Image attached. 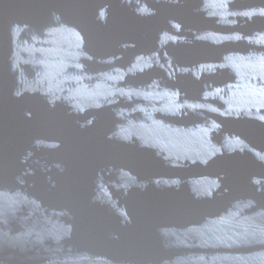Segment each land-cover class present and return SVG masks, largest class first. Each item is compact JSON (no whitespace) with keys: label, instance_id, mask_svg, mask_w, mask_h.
<instances>
[{"label":"water","instance_id":"1","mask_svg":"<svg viewBox=\"0 0 264 264\" xmlns=\"http://www.w3.org/2000/svg\"><path fill=\"white\" fill-rule=\"evenodd\" d=\"M0 264H264V0H0Z\"/></svg>","mask_w":264,"mask_h":264}]
</instances>
